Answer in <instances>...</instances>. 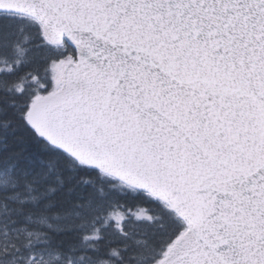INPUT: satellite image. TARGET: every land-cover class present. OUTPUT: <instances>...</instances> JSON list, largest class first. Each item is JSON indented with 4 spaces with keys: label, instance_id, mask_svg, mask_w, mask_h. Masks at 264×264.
Here are the masks:
<instances>
[{
    "label": "snow or ice",
    "instance_id": "1",
    "mask_svg": "<svg viewBox=\"0 0 264 264\" xmlns=\"http://www.w3.org/2000/svg\"><path fill=\"white\" fill-rule=\"evenodd\" d=\"M0 264H264V0H0Z\"/></svg>",
    "mask_w": 264,
    "mask_h": 264
}]
</instances>
